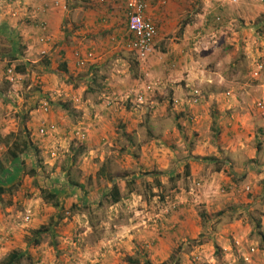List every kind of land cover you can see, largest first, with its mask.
I'll use <instances>...</instances> for the list:
<instances>
[{
	"label": "rangeland",
	"instance_id": "374dc122",
	"mask_svg": "<svg viewBox=\"0 0 264 264\" xmlns=\"http://www.w3.org/2000/svg\"><path fill=\"white\" fill-rule=\"evenodd\" d=\"M2 1L0 166L5 170L0 175V186L5 192L0 195V264H6L12 252L25 253L19 264H104L98 261L102 254L104 259H109L107 264H260L263 253L252 256L249 262L245 260L250 247L243 241L244 229L250 225L253 230L249 235L256 243L253 247H263L258 235L263 229L258 221L260 214L254 215L253 210L244 208L245 203L239 202L227 204L215 212L200 202L190 206V184L194 185V182L190 183V164H185V160L190 158V131L194 132L193 125L198 126L190 122L194 119L190 117L191 70L201 75L220 71L231 86L236 84L247 91L260 88L258 92L263 93L258 97L264 101V2L148 0V16L157 25L158 34L151 54L145 60H139L127 36V11L123 0L62 1L67 9L60 28L64 45L56 43L49 51L52 42L48 27L51 22L46 16L53 15L49 0H35L39 15L34 16L29 14L32 3L27 0ZM17 14H20L18 18ZM9 15L20 19L19 27L27 23L28 29L34 23L36 36L31 33L27 38V32L20 30L9 37V26H2ZM218 16H221L220 21ZM192 22L198 26L191 29ZM77 53L87 56L92 53L93 56L80 65L79 61L85 57H78ZM67 56H73L77 63L73 73L63 71L61 66ZM49 58H52L51 71L45 67ZM257 63L263 65L258 77L254 74ZM112 74L123 76L122 92L102 90L101 86L113 77ZM206 84L200 85L201 91L220 86L226 88L218 80L206 81ZM148 87L152 88L151 92L145 90ZM141 91L146 93L143 104H139L134 95ZM109 100L113 106L117 105L118 112L103 106ZM47 101L50 112L46 114L41 107ZM255 101L256 97L248 95L243 106L258 117ZM96 108L100 110L95 111ZM105 109L109 111L107 118L111 121L102 123L101 134L104 132V135L93 136L90 131L74 130L70 123L81 112L78 110H83L86 123H93L92 120L100 118ZM68 114H72L70 119L65 118ZM44 121L54 125L55 130L41 136L39 129ZM251 128L249 137L251 133L264 130L261 124ZM77 132L86 133V139H81ZM114 132L118 134L117 141L110 139V133ZM218 132L216 125L212 126L210 138L213 148L220 152ZM88 138L89 145L85 143ZM254 146H257L256 142ZM150 147L153 153L156 147L162 154L171 155L172 158L167 160L169 166L164 171H140L141 177L132 180V176H139L140 153L144 150L148 153ZM91 149L107 151L105 159L93 160ZM116 149L125 152L113 160ZM9 150L22 154L11 160ZM102 161L107 162L105 167L111 171L110 179L106 176L102 179L105 186L115 178L127 175L129 180L126 182L131 186L126 187L122 196L129 195L128 189L134 188L145 198V210L148 218H152L147 219V224L112 222L110 215H105L111 212L105 202L102 207L81 210L85 211V216L78 222L75 216L80 208L76 207L60 210L58 223L50 219L47 224L39 221L38 209L42 211L41 216L50 214L52 201L45 198V194H56L59 200L61 194L58 192H68L63 187L70 184L67 173L70 179L83 186L81 189L87 187L76 191L75 196L81 198L84 194L89 201L97 199L91 193L95 183L101 184V178L95 180L91 171L101 166ZM176 162L180 164L176 166ZM173 170L177 171L169 177L167 173ZM150 172L151 175L164 174V184L160 183L162 189L156 192L153 185H157L159 179L156 181L148 176ZM118 183L123 186V181ZM224 190L220 189L219 193L223 191L224 195L230 196L233 191ZM108 196L110 199L106 201L113 200L112 192ZM250 196L253 192L246 198ZM27 216L31 218L29 222ZM134 216L132 213L130 219ZM197 219L200 233L195 231L193 224ZM238 221L242 222L237 225ZM60 224L65 227L63 235H70L68 241L67 238L62 241L64 246L55 237L49 238L50 229L57 231ZM44 226L49 228L48 232L36 233ZM223 229L226 230L224 233ZM220 232L225 239L219 238ZM235 233L241 237L236 238ZM45 240L51 243V251L41 257L34 250H38ZM53 242H57L58 250L52 251ZM67 242L73 243L71 249L66 248ZM86 242L95 243L93 248L98 250L95 258L87 260L84 255L80 256ZM223 244L229 249L225 250Z\"/></svg>",
	"mask_w": 264,
	"mask_h": 264
},
{
	"label": "crops",
	"instance_id": "0c3cea01",
	"mask_svg": "<svg viewBox=\"0 0 264 264\" xmlns=\"http://www.w3.org/2000/svg\"><path fill=\"white\" fill-rule=\"evenodd\" d=\"M28 3H32V7L29 6L28 11L30 15H39V11L36 10L35 0H27ZM62 1L66 0H49L50 8L53 9V15H50L49 17L46 16V19L50 20V24L48 27V31L51 34L49 39H51L52 44L49 46L48 51L51 49V47L58 43L64 45V36H62L60 28L61 23L63 24L65 22L66 17V6L64 7ZM79 1H88V0H79ZM3 1L0 0V4ZM84 3V2H83ZM58 4V5H55ZM55 6V7H54ZM80 10H83V7H79ZM12 16V15H11ZM10 15L7 16L2 24V26L5 28H8L11 32L9 34H14L15 32H18L20 30H25L27 32V38L29 37L31 33H34V36H36L37 32L34 29V23H32V27H28L27 29V23H25V26L22 27L18 26V20L12 18ZM20 16V14H17V18ZM35 19V18H34ZM154 19L156 17L154 16ZM35 21V20H33ZM32 21V22H33ZM63 21V22H62ZM158 21V18H157ZM27 22H31L28 21ZM198 23L192 22L190 24V28L197 27ZM25 28V29H24ZM5 31V30H1ZM16 35V34H14ZM11 36V35H10ZM9 36V37H10ZM15 39V37H14ZM32 40L36 42V38H33ZM15 51V48H14ZM51 61L52 58H49L47 60L48 66L46 65V69H49L51 71ZM66 67L67 70H70L71 73L76 71L77 63L74 61L73 56H67L66 59L62 62V67ZM98 69V68H97ZM48 71V72H50ZM113 77H110L109 79H106V83H104L101 88L102 90L110 92L112 90L113 92L121 91L123 84L121 80L123 76L117 77L114 74H112ZM218 80V83H221L222 85L225 84L226 88H216L213 90V88H210V90H207L206 88L202 91V99L201 103L199 105H195L192 103L190 98V117H194V119L190 120L191 123H195L198 126L195 128V125H193V131H190V158L188 160L186 159L185 164H190V183L194 182V185L190 184V206L193 202L197 203H203L206 204V207L209 211L215 212V211H221L223 207H225L227 204H237L238 202L240 204L245 203L244 208L247 210H253L254 215L260 214V220L259 223L263 226L262 232L264 231V130H258L256 133H251V136L249 137V129H252L251 127H255L257 124H261L264 127V117H262L261 114H258L259 112L256 110V102L260 100L258 97L263 92H258L260 88L256 89H250V90H243V88L238 87V85L234 84V86H231L230 83H227L226 77L219 71L217 72H209V75L207 73L199 74L196 73V71L193 69L190 71V88L192 87H201V84L207 85L206 81L209 83H212L214 81ZM212 89V90H211ZM191 93V89H190ZM248 95L256 97V101L254 102V109L256 110V113L258 117L254 116L251 112H248V109L243 106L245 103H247ZM214 101H217L215 104ZM263 101V100H262ZM203 102V103H202ZM104 107H106L109 110H113L114 112H118L117 105H112V102L110 100L103 104ZM113 106V107H112ZM85 110V109H84ZM100 110L99 108H96L95 111ZM102 110V109H101ZM81 111V112H79ZM83 110H78V114L75 115L76 119L73 122H70L71 125L74 127V130L77 129H83L87 132H91V134L94 135H104L101 134V128L102 123L107 122L108 120L111 121L108 117V114L110 115L109 111L105 109L103 114L100 116V118H95L96 120L92 122L93 123H86V117L84 116ZM213 112V113H212ZM66 114V113H64ZM65 116V115H64ZM72 114H68V116H65V118L70 119ZM121 124V123H119ZM217 127L219 130L218 132V144L220 146V152L217 149L213 148V145L211 144V138L210 133L212 130V126ZM84 126H87V128H84ZM123 127V126H122ZM72 128V127H71ZM116 129V128H115ZM117 131V130H116ZM198 133V134H195ZM259 132H262V135H259ZM110 139L113 141H117L118 134L116 132L110 133ZM179 135V134H178ZM87 137H90L89 134ZM177 137V136H176ZM89 139V138H88ZM86 140L88 142L87 144H90V139ZM109 142V141H108ZM254 142L257 143V146H254ZM115 144V143H114ZM111 145V143H110ZM116 145V144H115ZM149 146H152V144H148ZM117 146V145H116ZM154 148V147H153ZM150 151L148 153H145L142 151L140 153V157L138 158L140 160V163L138 164L137 170L139 171L137 177L132 176V180H136L141 177L140 171H150L152 169H156V171H164L167 169V166H169V162H167L168 159H171V155L162 154L161 149L154 148V153L152 151V147L149 148ZM92 150V149H91ZM125 151L120 152L119 149H116V151L113 154L112 159L115 160L118 158V156L123 155ZM91 155H93L92 159L96 161H99V159L103 160L105 159L107 155V151L97 149L92 150ZM223 156V157H222ZM211 159V160H210ZM105 164V165H104ZM107 162H103L101 166H98L94 171H91V173L94 175L95 180L98 178H101V184L95 183V189L92 190V197H97V199H94V201H89L88 198H86V195L82 194L81 198L80 196L76 195L75 192L80 190L83 191L84 189H87L85 186L84 189H81L77 186H73L72 184H67L66 186H63L66 188V191L68 192H58L61 195L58 197L59 199V207L56 208L52 204L50 206V214L48 216L40 215L42 214V211L39 209L37 210V213H39V221L41 223H46L50 219L51 221L58 223L59 220H61L60 210L64 208H70V207H76L80 208L79 213L75 216V221H80V217L85 216V210L88 207L89 208H97L102 207L104 202L108 203L110 206V210L105 215H110V220L112 222H138L135 223L137 225L139 224H147V219L150 217L145 210L146 201L145 198L141 196L140 193L134 188L128 189L129 195H123V192L126 190L127 186L129 185L126 181L129 180L127 175L125 178H115V181L108 183L107 186H105L102 183L103 177H108L110 179V173L111 171L108 169V167H105ZM180 163L176 162L175 165H179ZM189 166V165H188ZM145 167V168H144ZM131 169H134V167H131ZM177 170H173L167 175L169 177H172ZM123 173V172H122ZM148 176H152L156 181L157 185H153V191L156 192L159 189H162L160 183L163 182V176L164 174H161L157 172L156 174H152V172L147 173ZM67 175V174H65ZM124 175V174H123ZM134 175V174H133ZM162 177V178H161ZM107 182L108 179L104 178ZM239 180V181H238ZM68 181V176H67ZM118 181H123V186H120L121 183H118ZM125 182V183H124ZM127 183V184H126ZM120 184V185H119ZM246 185L251 186V192H253V196H250V198H246V194L243 192V188ZM117 188L119 191V201L118 203H115L113 200L106 201L110 199L108 195H110L111 192L114 191V188ZM59 188V187H58ZM57 189V187L55 188ZM220 189H230L233 190L230 196H226L223 194V191L219 193ZM91 191V188L88 189ZM225 190V191H226ZM56 192V191H55ZM243 193L245 195H243ZM72 194L73 196H71ZM77 197V199L75 198ZM79 197V198H78ZM100 197V198H99ZM144 204V205H143ZM124 208H127V211H124ZM57 209V210H56ZM52 210V212H51ZM94 210V209H93ZM97 212L96 210H94ZM82 212V213H81ZM54 213V214H53ZM110 213V214H109ZM134 213L133 219L131 218V214ZM247 213V212H246ZM82 214V215H80ZM157 216V215H156ZM107 217V216H106ZM62 222V221H61ZM242 221L236 222L237 225L240 224ZM133 223V222H132ZM199 223V220H195L193 224L195 225V231L201 232L197 224ZM248 223V222H246ZM258 223V224H259ZM237 225H232L234 227H237ZM261 225L258 227L261 228ZM134 226H130V228H133ZM65 227L60 224L59 230L54 231L52 228L50 229V237H55L59 242L61 243V246H64L65 244L62 242L66 238V241H68L69 236H64L63 229ZM139 229V228H138ZM226 229V228H225ZM223 229V233L226 231ZM234 231V228L231 229ZM253 229L250 225L244 229V238L246 244L250 248L253 247L255 243V239L250 237L249 233ZM259 230V228H258ZM261 231V229H260ZM259 231V232H260ZM131 233V232H129ZM232 234V232H230ZM219 238L225 239L222 237V233L217 234ZM236 238L239 236L238 233H235ZM235 237V236H234ZM254 240V241H253ZM66 248L70 247L71 249L73 243L67 242ZM95 243L86 242V246H84V252L80 253V256L83 257V255L86 257V259L95 258V253L98 251L97 249L93 248V245ZM253 244V245H251ZM53 248L52 251L58 250L59 246L57 245V242H53ZM224 249L228 250L229 247L227 244H223ZM51 243H46V240L40 245L38 250H34V252H37L38 256H41L44 254L46 255V252H48L50 249ZM75 246V244H74ZM62 249V248H61ZM256 249V248H255ZM21 253V252H19ZM41 253V254H40ZM260 253L264 254V248L257 249L256 254H250V257L253 258L255 255H258ZM23 254V253H22ZM25 254V253H24ZM27 255V254H26ZM253 256V257H252ZM109 259H104V254L101 255L100 262L107 264ZM97 262V261H93ZM260 264H264V258L261 259L259 262Z\"/></svg>",
	"mask_w": 264,
	"mask_h": 264
},
{
	"label": "built area",
	"instance_id": "2783aa9c",
	"mask_svg": "<svg viewBox=\"0 0 264 264\" xmlns=\"http://www.w3.org/2000/svg\"><path fill=\"white\" fill-rule=\"evenodd\" d=\"M126 5V11H127V31L128 36L130 38L131 42V48L136 53L139 60H145L152 52L153 50V43L155 38L158 34L157 25L154 23V21L148 16V9H149V1L148 0H123ZM261 2H264V0H260ZM232 3H237L238 0H230ZM217 20H221V16L217 17ZM42 42H45V39H41ZM78 57H85V59L80 60L79 64L84 65L85 61L88 58L92 57L93 54L90 53L87 55L77 53ZM257 71H255V76L260 75V71L263 69V65L261 63H257ZM11 74H14L13 70H9ZM14 78V76H13ZM12 78V80H13ZM148 92L152 91L151 87H148L145 89ZM137 97V102L139 104L145 103L146 100V93L141 91L137 94H134ZM192 103L198 104L200 100L202 99V92L200 89H194L193 94L191 95ZM257 109L261 113V115L264 117V101H258L256 104ZM42 110L44 113L50 112V103L44 102L42 104ZM55 130V126L43 122L41 124V127L39 129V134L41 136H46L50 132ZM81 139H85V134L81 133L78 134ZM53 156H55V153H52ZM225 191V190H224ZM243 192L248 195L251 193V186L246 185L243 188ZM31 220L30 216L26 217V221L29 222ZM257 249L250 248V251L247 253V256L245 257L246 261H251L250 254H256Z\"/></svg>",
	"mask_w": 264,
	"mask_h": 264
},
{
	"label": "trees",
	"instance_id": "16d2710c",
	"mask_svg": "<svg viewBox=\"0 0 264 264\" xmlns=\"http://www.w3.org/2000/svg\"><path fill=\"white\" fill-rule=\"evenodd\" d=\"M124 2V1H123ZM128 36V35H127ZM128 39L130 40L129 36H128ZM62 66V65H61ZM63 71L67 72V68L64 67L63 65ZM80 137V136H79ZM26 140L28 141V138L26 137ZM26 143L24 144V148L26 147ZM17 146V145H16ZM15 149H18V147H15ZM9 153L11 154V157L12 159L11 160H15V159H18L19 156L22 154V152H18V151H14V150H9ZM211 160V159H210ZM5 168L4 166H0V175L4 172ZM67 173V172H66ZM68 175V181L70 182V184H72L73 186H77L79 188H83V186L81 184H79L78 182H75L74 180L70 179L69 178V173H67ZM5 192L4 188H2L0 186V195H2L3 193ZM112 196H113V201L115 203H118L119 201V191L118 189L115 187L114 188V191L112 192ZM45 198H48L50 201H52V205L56 208L59 207V200L57 198V195L56 194H53V193H47L45 194ZM203 216V215H202ZM204 220V216L202 218V221ZM49 231V228L44 226V228H41L39 230H37L36 233H46ZM259 237H260V240L262 242V248H264V232L260 231L258 233ZM38 242V240H36ZM25 255L22 254V253H19V252H12L10 254V256L8 257V260H7V263L6 264H19L21 259L24 257Z\"/></svg>",
	"mask_w": 264,
	"mask_h": 264
},
{
	"label": "clouds",
	"instance_id": "9594fccd",
	"mask_svg": "<svg viewBox=\"0 0 264 264\" xmlns=\"http://www.w3.org/2000/svg\"><path fill=\"white\" fill-rule=\"evenodd\" d=\"M230 1V0H229ZM230 3H232V2H230ZM222 5H224V3L222 4ZM134 52V51H133ZM135 53V52H134ZM136 54V53H135ZM137 56V55H136ZM194 89H200V88H196V87H193V88H191V93H190V98H191V95L193 94V90ZM201 90V89H200ZM202 92V91H201ZM191 101H192V98H191ZM201 101V100H200ZM262 101V100H261ZM201 102H199L198 104H200ZM256 104H257V102H256ZM255 104V105H256ZM195 105H197V104H195ZM256 107V106H255ZM256 109H257V107H256ZM258 110V109H257ZM259 111V110H258ZM260 113V112H259ZM261 114V113H260ZM263 117V116H262ZM44 122H47V121H44ZM43 123V122H42ZM48 123V122H47ZM82 132H77V135L78 134H81ZM85 134V136H86V133H84ZM79 136V135H78ZM85 139H86V137H85Z\"/></svg>",
	"mask_w": 264,
	"mask_h": 264
}]
</instances>
